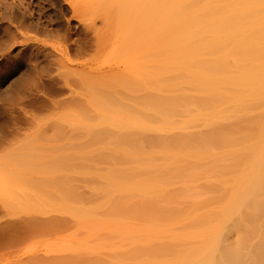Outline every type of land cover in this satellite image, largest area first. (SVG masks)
<instances>
[{"label": "bare ground", "instance_id": "6f19581e", "mask_svg": "<svg viewBox=\"0 0 264 264\" xmlns=\"http://www.w3.org/2000/svg\"><path fill=\"white\" fill-rule=\"evenodd\" d=\"M124 1L122 43L152 59L83 81L90 106L75 103L86 108L60 145L78 174L88 144L112 160L99 206L144 232L81 264H264V0ZM71 167L53 188L80 222L85 182ZM36 218L30 231L58 225Z\"/></svg>", "mask_w": 264, "mask_h": 264}, {"label": "rangeland", "instance_id": "374dc122", "mask_svg": "<svg viewBox=\"0 0 264 264\" xmlns=\"http://www.w3.org/2000/svg\"><path fill=\"white\" fill-rule=\"evenodd\" d=\"M104 1L0 0V264H81L84 257L114 255L127 236L144 232L143 223L115 219L99 206L95 190L112 160H98L100 151L87 143L88 159L78 174L60 145L77 131L69 121L82 118L75 103L90 106L83 86L97 79L89 77L106 78L152 59L143 56L142 46L122 43V20L113 17L126 1L110 0L109 7L115 6L109 10ZM69 164L85 182L82 206L88 211L80 222L65 213L66 202L53 188ZM49 215L58 225L46 233L25 225L30 217L46 221Z\"/></svg>", "mask_w": 264, "mask_h": 264}]
</instances>
